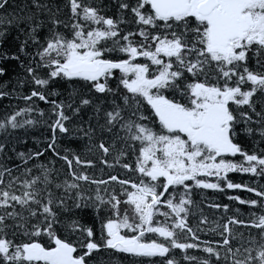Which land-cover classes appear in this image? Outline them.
Masks as SVG:
<instances>
[{
	"label": "snow or ice",
	"instance_id": "1",
	"mask_svg": "<svg viewBox=\"0 0 264 264\" xmlns=\"http://www.w3.org/2000/svg\"><path fill=\"white\" fill-rule=\"evenodd\" d=\"M67 6L70 25L52 18L51 34L41 42L35 34L38 21L21 41L19 52L27 54L28 39L38 46L33 55L39 57L37 67L46 72L38 76L31 66L26 67L37 89L22 99L51 104L54 119L49 124L52 137L47 148L65 162L71 179L54 185L62 192L56 196L49 188L50 169L34 162L32 168L27 167L43 150L17 154L24 168L16 167L24 179L13 176L10 168L0 170V264H89L101 250L149 260L160 257L164 264H176L166 255L171 249L185 253L189 264H264V189L227 180L229 172L237 171L264 176V149L249 153L236 142L237 128L243 125L241 131L258 136L254 147L264 143V0H134L131 5L121 0L119 8L130 9L137 28L123 34L118 27L122 19L100 15L81 0H67ZM7 7V0H0V10ZM59 24L68 31H57ZM57 80L82 81L88 91H74L67 103L49 100L57 93L53 90L46 96L44 89ZM113 80L115 88L110 86ZM95 94L108 97L112 106L104 111L101 131L111 132L119 125L116 140L125 141L131 149L134 167L132 161L121 160L126 156L124 145L115 156L116 163L133 174L129 178L94 179L80 170L82 164L92 166L91 160L83 161L75 153L69 156L68 149L60 155L56 148L57 130L69 132L65 122L71 117L66 110L78 114L92 105ZM32 111L30 105L6 114L0 119V130L34 125L35 120L22 119ZM95 111L99 118L101 106L96 105ZM4 147L0 143V150ZM110 147L115 144L106 146L102 141L97 146L105 157ZM237 155L242 157L239 163L230 159ZM100 163L113 166L106 159ZM33 169L37 174H32ZM5 173L11 177L6 182ZM208 177L223 179L227 189L254 193L256 199H229L260 209L259 215L250 213L249 221L229 217L215 245L200 241L188 223L193 187L223 190ZM108 181L119 184L118 194L115 189L108 191ZM82 183L95 185V193L85 195ZM41 192L43 198H38ZM68 199L74 208H81L84 201V207L108 213L102 222L97 215L98 240L93 228L67 218L71 214ZM223 208L227 211L228 205ZM158 217H164L163 221ZM200 222L205 223V218ZM230 224L257 230L259 246H251L256 239L250 233L249 247L233 249L236 236ZM190 249L206 256L188 255Z\"/></svg>",
	"mask_w": 264,
	"mask_h": 264
},
{
	"label": "trees",
	"instance_id": "2",
	"mask_svg": "<svg viewBox=\"0 0 264 264\" xmlns=\"http://www.w3.org/2000/svg\"><path fill=\"white\" fill-rule=\"evenodd\" d=\"M124 2L130 5L134 3V0H124ZM8 7L5 10H0V68L4 69L3 75H0V92L6 93V95H0V119H3L6 114L10 115L13 111H18L20 108H27L30 105L34 111L25 112L22 119H33L36 123L32 126L25 125L23 128L8 129L7 132L0 130V143L4 144L3 150H0V170L3 168L12 169L13 176H19L24 179L22 173L17 169L24 168L18 153L29 154L30 151L43 150V155L39 158H35L34 161H29L28 168H32L33 162L36 164H45L50 169V178L52 184L49 188L55 193L56 196L62 195L60 189L54 187L55 184H62L63 181L71 179L67 176V166L64 161L60 160L57 156H54L52 151L47 148L48 143L51 142L52 130L49 128V124L54 119L51 112V104L39 101L37 98H33L31 101H25L22 96L30 95L31 91L37 89V86L32 81L31 76L26 72V67L31 66L38 76H44L46 70L37 67V61L39 57L33 55L37 49V45H34L31 39L27 40L25 47V53L19 52L21 41L26 40V36L30 27H34L37 22H40V27L36 29V36L43 42L46 36H49L50 29L53 28L51 19L55 18L59 21L71 24L69 19L70 13L67 6V0H7ZM82 4L90 5L99 10V14L105 17H111L116 20L122 19V23L118 25L121 29V34L125 31L134 32L137 30L134 17L132 16L130 9H120L119 5L121 0H81ZM40 5L41 7H37ZM29 17L31 18L29 20ZM57 31L67 32L68 29L63 24L56 26ZM135 41L139 40V37H133ZM8 58L5 59L4 56ZM13 55L18 56V59L13 60ZM29 61L31 64L29 65ZM142 62V61H141ZM253 61H249V66L252 67ZM23 65V66H22ZM256 70V69H254ZM261 71H264L262 69ZM110 86L116 87V81H111ZM55 90L56 96H49V100L55 99L59 102L61 99L68 102L70 94L74 91L84 94L87 93V88L83 85L82 81L67 82L64 80H57L56 82H50L49 86L44 89L45 95ZM171 95V93H169ZM92 105L81 108L78 114L73 115L69 110H66L71 119L66 121V126L69 129L67 134H61L57 130V145L56 148L60 155H64L65 149H68L69 156L72 153L78 155L81 160H91L92 166H86L82 164L80 170L84 171L87 175L94 179L108 180L109 175H117L118 178H129L133 174L126 172L115 161V156L119 153L121 146H125L126 156L122 157V162L132 161L134 167V159L132 157L131 149L127 148L126 142L123 140H116L117 129L119 125H116L111 132H102L99 125L104 124V111L109 110L112 106L109 104L108 97L95 94L91 97ZM104 101V103H101ZM119 102V101H118ZM78 103V100H77ZM100 105L101 111L99 118L95 111V106ZM39 109L40 111H36ZM259 110V105L257 106ZM43 113V116L40 115ZM127 115V113H125ZM21 119V118H18ZM151 126V125H150ZM243 125L238 126L237 132L239 133L236 142L240 144L242 149L252 153H260L261 149H264V143H254L259 139L257 135L249 136L241 131ZM89 129L92 131L89 132ZM89 133V135H85ZM119 135L123 136L121 132ZM91 136V139H89ZM104 142L106 146L115 144V147H110L107 157L100 151L97 146L99 143ZM106 159L113 166L108 167L105 164H101L100 160ZM234 159L235 162H240L242 157L237 155ZM73 167L76 165L73 162ZM33 175L37 174V170L33 169ZM11 177L5 173V182ZM30 178V177H29ZM209 182L220 183L219 189H197L193 187L190 196L193 201L189 206L188 223L196 232L200 241H209L215 245L216 241L220 240L218 232L223 231V224L229 220V217H235L238 220L249 221L251 220V212L260 214L259 208H252L247 204H240L236 200L229 199V197L239 196L243 200L256 199L254 193L247 192L245 189H227L223 187L224 181H217L215 177H208ZM227 180L232 183H239L247 185L249 187H255L257 190L264 189V176L254 175L252 173L243 172H229L227 174ZM108 191L115 189L116 193L120 192L119 184L112 181H108ZM39 188H43V185H37ZM15 188L19 189V183L15 184ZM96 186L88 183H82L81 191L85 195H93L95 193ZM100 192L104 195V186H100ZM19 194V192H17ZM44 193L41 192L40 197L43 198ZM65 196L67 194H64ZM74 195V192L73 194ZM163 199V198H162ZM178 199V198H177ZM84 201H81L82 207L77 209L73 207L72 199L67 200V204L71 209V214L68 215V219H75L80 224L91 227L95 230L97 240L100 237V222L97 220L99 215L100 221L108 215L103 209L97 213V211L91 207H84ZM218 204L221 207L213 208L211 205ZM223 205H228V210L225 211ZM12 209H8L11 211ZM123 210V209H122ZM162 207V211H164ZM19 211V206H17ZM59 211V210H58ZM205 218L206 222L201 223V219ZM64 214H61V220H64ZM163 221L164 217H158ZM11 223L10 221H7ZM232 234L236 236V239L232 241V247H241V249L250 246V233L256 239V244L252 247L259 246V236L257 230L250 229L240 224H230ZM215 228L216 231H211ZM183 242V237H178ZM190 242V241H189ZM203 246V245H202ZM188 255H195L197 257H204L206 254L202 253L198 249L187 250ZM168 258L174 259L176 264H189L184 260L185 253H182L179 249H171L168 254ZM254 255V253H253ZM215 259V258H213ZM89 264H164V259L160 257H153L151 260L143 257H135L124 253H116L112 250L98 251L89 261Z\"/></svg>",
	"mask_w": 264,
	"mask_h": 264
}]
</instances>
